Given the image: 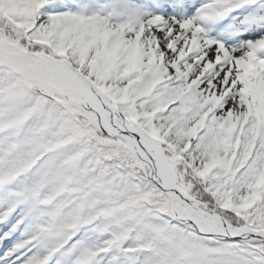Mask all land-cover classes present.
Here are the masks:
<instances>
[{"label":"snow or ice","instance_id":"obj_1","mask_svg":"<svg viewBox=\"0 0 264 264\" xmlns=\"http://www.w3.org/2000/svg\"><path fill=\"white\" fill-rule=\"evenodd\" d=\"M0 264H264V0H0Z\"/></svg>","mask_w":264,"mask_h":264}]
</instances>
